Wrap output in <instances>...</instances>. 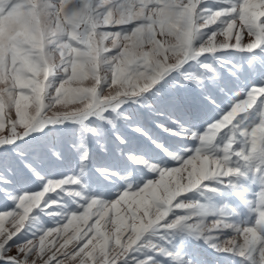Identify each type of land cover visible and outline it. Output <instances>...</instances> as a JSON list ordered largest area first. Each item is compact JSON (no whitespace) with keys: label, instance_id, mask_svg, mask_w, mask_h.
Wrapping results in <instances>:
<instances>
[{"label":"snow or ice","instance_id":"1","mask_svg":"<svg viewBox=\"0 0 264 264\" xmlns=\"http://www.w3.org/2000/svg\"><path fill=\"white\" fill-rule=\"evenodd\" d=\"M211 3L218 6L201 7L209 0H0V149L38 140L59 159L48 142L59 129L48 126L77 122L83 142V134H98L86 118L115 129L101 113L126 103L144 108L169 135L195 142L174 152L149 137L167 159L127 158L152 178L126 180L111 200L77 194L74 208L63 206L60 193L68 194L78 179L48 182L17 150L43 187L15 193L12 169L0 162V194L13 204L0 213V264H206L188 240H202L228 264L237 257L241 264H264L258 232L264 227V0ZM237 52L255 55L248 75L259 83L231 68L232 79L224 81L207 62L210 55ZM178 90L195 93L201 113L211 109L203 132L187 123L189 99ZM130 116L121 111L116 118L131 127ZM115 139L125 144L126 138ZM97 171L118 176L108 168ZM191 192L207 194L206 203L190 200ZM217 196L235 197L254 224L231 222L215 209ZM36 214L59 220L32 230ZM141 249L150 254L137 258Z\"/></svg>","mask_w":264,"mask_h":264},{"label":"rangeland","instance_id":"2","mask_svg":"<svg viewBox=\"0 0 264 264\" xmlns=\"http://www.w3.org/2000/svg\"><path fill=\"white\" fill-rule=\"evenodd\" d=\"M217 6V4L211 3V0H209V4L201 5V7L213 8ZM241 54L242 55L240 59L230 61V65L215 63L214 65H212L213 70L224 81H229L230 79H232L229 71V69L231 68V70L236 72L237 74H242L244 77L248 78L250 82L259 83L258 79L252 78L248 75L249 64L251 60L255 59V55L249 53ZM261 58H264V55H261ZM201 59H203V57H201ZM163 90H165V95L167 96L168 90ZM179 91L181 96L187 97L189 99L187 123L193 125L194 130L203 132L207 127V124L205 123L206 119L212 115L211 109H208L206 114L201 113L199 107L195 103V93L184 92L183 90ZM153 99L155 100V98ZM58 108L59 106H57V108H54L53 111L58 110ZM131 108H135L137 110V115H132V113L130 112ZM144 110L145 109L139 105H129L126 103L118 107L115 112L111 111L110 109H105L101 113V115L107 117L108 119H113L117 122L119 127L122 128V136L128 139L129 143H132V145H134L135 155H143L147 158L148 161H151L154 164L167 159V157H165L162 152L156 149L154 145L150 144V139L147 136H151L152 138L156 136L158 139L157 143L167 146L170 151L174 152L178 151L180 147L194 146V141L185 142L182 138L175 136H171L169 138L168 133L159 130L155 126L151 127L150 121H153L154 117L152 115L148 116L143 113ZM121 111H123V113L125 114L131 113L133 117V128L140 127L141 129H148L146 130L148 131L146 132V134L149 135H146V137L143 138V142L139 144L136 143V141L134 140V138L136 137L134 135V132L129 128V124V129L123 128L124 120L116 118L117 113ZM49 115H51V112L49 113ZM252 118L253 117H250L249 119ZM248 122L249 121H245V123ZM84 123L90 128L97 129L98 134L95 136H93L91 132L83 134V142H81V140L79 139L81 133L80 125L77 122L68 121L60 125L48 126L59 129V131L50 134V136L48 137V142L52 143L59 151V159L48 154L38 140L33 141L29 139L27 144L22 141H16V144L19 145V149H14L12 146H7L6 149H0V162H2L4 168L10 167L12 169V172L8 174L11 175L13 180V183L10 186L13 191L17 194L22 189L35 192L41 190V188L43 187V185L40 184L36 177L32 176L23 167L22 163L17 159V150L24 151L28 158L33 160V162L40 169V175L43 176L48 182H57L61 179L73 177L78 179L79 184L76 186H68L66 189L65 186H61L62 189H65V191L68 193H60L64 207L74 208L75 203H73V201L77 200V194L85 197L91 196L93 198H103L104 200L115 199L116 193L123 191L124 187L126 186V180L128 182L135 183V181L141 176H143L145 179H150L153 177L154 174L150 173L147 168L134 165L131 161L129 164L124 165L123 167L118 162V173L120 174L119 178H106L102 176L98 171H95L94 167H96L97 165L96 160L97 163H101V165L99 166L101 168L109 169L110 167H113V164H111V166L107 159V161L99 159L103 154H105V152H109L110 147L113 145V139L111 136L113 127L112 125L107 124L104 120L97 119L95 116H89L84 120ZM32 135L38 137L40 136V133L34 132L32 133ZM25 139L28 138L26 137ZM101 144H103V148H101ZM145 144H147V146ZM99 149L103 151V154L100 153ZM122 152L125 153V150L123 149ZM94 153L98 155V159L93 158ZM117 159L119 160V155H117ZM173 163L174 162L170 161L169 166H171ZM120 177H125V179H121ZM50 195L53 199H55L56 193H52ZM188 198L192 201L206 203L207 194L191 192L188 194ZM213 203L215 205V209L223 212L224 215L231 220V222L235 224H254V216L248 211V208L241 205L235 197L217 196L213 198ZM12 207V202L10 200H6L3 195L0 194V213L10 210ZM233 209L236 210L235 214H233ZM53 211L59 212L60 209L54 207ZM55 220H59L58 215L46 216L36 214L35 218L30 221L29 227L32 230L40 228L41 225H43L44 227H49ZM258 232L264 235V227L259 228ZM229 234L231 233L229 232ZM149 238L152 239L153 242L158 241V237L156 236ZM224 238L227 237L225 236ZM184 243L188 246L190 251L202 257L206 261V264H228L227 260H221L218 256H216V254L212 252L210 248H208L207 245L203 243L202 240H188ZM173 244L179 247L180 241L178 239H175L173 240ZM148 254L150 253H148L146 249H141L139 253H134L137 258H143L144 255ZM234 264H241V261L238 257L234 258Z\"/></svg>","mask_w":264,"mask_h":264},{"label":"bare ground","instance_id":"3","mask_svg":"<svg viewBox=\"0 0 264 264\" xmlns=\"http://www.w3.org/2000/svg\"><path fill=\"white\" fill-rule=\"evenodd\" d=\"M217 39H222V37H218ZM241 53H232V54H225V53H217L216 54V57L217 58H213L211 55H210V57H209V59H208V63H210L211 65H214L215 63H220L219 62V60L220 59H222V60H228V61H232V60H239L240 59V57H241ZM261 55H264V53H261L260 54V56ZM250 56V55H249ZM243 57V56H242ZM236 62V61H235ZM237 66V65H236ZM241 71V70H240ZM243 73V72H242ZM85 83H87V82H85ZM110 90L109 89H105V92H106V94H107V92H109ZM163 96H164V98H166L167 96L165 95V90H163ZM178 94L179 95H181L180 94V91L178 90ZM130 112L132 113V115L133 114H135V115H137V110L135 109V108H131V110H130ZM131 113H124L125 115H129V114H131ZM143 113H145L146 115H148V116H150L151 114H149L146 110H144V112ZM132 115L130 116V119L132 120ZM151 119V118H150ZM152 120V119H151ZM114 124L116 125V128L115 129H113L112 128V134H111V136H112V139H113V145L110 147V149H109V152H105V154H103V151L101 150V149H99V151H100V153H102L103 155H102V157H98V155L96 154V153H94L93 154V158L94 159H103V160H108L109 161V163H110V165L111 164H113V167H110L109 169H111L112 171H116V172H119L118 170H119V166H118V162L121 164V166L123 167L124 165H127V164H129L130 163V160H128V155H130V154H134V145H132V143H129V141H128V139H126L125 140V144L124 145H121L120 143H119V141H117L116 139H115V137L117 136V135H120L121 136V138L123 139L124 137L122 136L123 134H122V131H121V127H119V125L117 124V122L116 121H114ZM99 126V125H98ZM150 126L151 127H153V126H155V127H157L156 126V124L155 123H153V121H150ZM123 128H127V129H131L132 131H133V127L131 126H129V128H128V123H126L125 121H124V124H123ZM158 128V127H157ZM159 130H161V131H163L161 128H158ZM146 130H148V129H146V128H144V129H141V132L140 133H136V132H134V135H135V137L136 138H134V140L136 141V143L137 144H139V143H141V142H143L142 140H143V138L144 137H146V135H149V134H146V132H148V131H146ZM150 130V129H149ZM105 135V134H104ZM169 135V134H168ZM107 136V135H106ZM172 135H169V138L171 137ZM147 137H151V136H147ZM152 138V137H151ZM156 141L158 140L157 139V137L156 136H154L153 137ZM96 141V140H95ZM150 144H152L151 143V141H150ZM146 146H147V144H145ZM153 145V144H152ZM149 146V145H148ZM137 148V147H136ZM106 149V148H105ZM119 149V150H118ZM123 149L125 150V153H123L122 151H123ZM93 153V152H92ZM101 155V154H100ZM117 155H119V160L117 159ZM146 156V155H145ZM146 160H147V158L146 157H144ZM149 158V157H148ZM102 160V161H103ZM106 160V161H107ZM149 162H151V161H149ZM152 163V162H151ZM96 167H94V170L95 171H97V169H99V168H101V167H99L100 165H101V163H97V160H96ZM119 164V165H120ZM105 165V164H104ZM112 166V165H111ZM104 167V166H103ZM106 167V166H105ZM127 174V173H126ZM119 173H118V176H116V178H119ZM107 178H109V177H107ZM114 178V177H113ZM93 180V179H92ZM114 181V180H113ZM111 182H112V180H111ZM37 223V222H36ZM36 228V227H35Z\"/></svg>","mask_w":264,"mask_h":264}]
</instances>
